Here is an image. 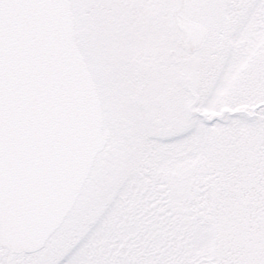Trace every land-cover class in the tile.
Here are the masks:
<instances>
[{
  "label": "snow or ice",
  "instance_id": "1",
  "mask_svg": "<svg viewBox=\"0 0 264 264\" xmlns=\"http://www.w3.org/2000/svg\"><path fill=\"white\" fill-rule=\"evenodd\" d=\"M0 264H264V0H0Z\"/></svg>",
  "mask_w": 264,
  "mask_h": 264
}]
</instances>
